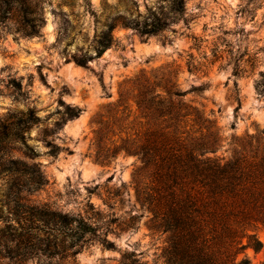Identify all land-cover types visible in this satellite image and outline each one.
I'll list each match as a JSON object with an SVG mask.
<instances>
[{
	"label": "rangeland",
	"instance_id": "obj_1",
	"mask_svg": "<svg viewBox=\"0 0 264 264\" xmlns=\"http://www.w3.org/2000/svg\"><path fill=\"white\" fill-rule=\"evenodd\" d=\"M160 5L0 0V118L31 110L39 119L27 149L12 141L0 155V264H56L34 251L58 234L37 227L36 208L82 215L113 244L92 242L64 264H165L166 236L137 194L141 162L125 151L147 126L136 80L168 79L185 92V104L215 121L217 156L250 137L264 156V0H185L184 20L159 36L118 22ZM109 24L114 44L96 58ZM67 106L79 116L69 119ZM14 167L22 171H6ZM253 233L261 249L246 246L239 259L263 264L264 227Z\"/></svg>",
	"mask_w": 264,
	"mask_h": 264
},
{
	"label": "trees",
	"instance_id": "obj_2",
	"mask_svg": "<svg viewBox=\"0 0 264 264\" xmlns=\"http://www.w3.org/2000/svg\"><path fill=\"white\" fill-rule=\"evenodd\" d=\"M158 2L159 7L145 6L144 14L138 10L134 17L120 18L119 24L150 37L184 20L185 0ZM116 25H106L96 36V58L113 46ZM77 63L86 66L87 60ZM135 90V102L147 126L125 151L141 162L136 171L141 175L137 194L151 214L153 229L166 236L165 264H249L239 256L246 246L261 249L253 231L264 227V156L253 137L239 142L240 150L230 144V157L217 156L215 121L185 104V92L163 78L158 82L136 80ZM66 108L69 119L79 116V108ZM38 120L31 110L0 118V155L12 141L27 149L25 135ZM3 161L0 157V168L6 167ZM6 171L22 170L14 167ZM32 217L37 227L58 231L50 235L52 239L38 240L40 245L34 248L39 256L55 259L56 264H64L92 242L113 247L105 235L100 236L97 225L82 215L36 208Z\"/></svg>",
	"mask_w": 264,
	"mask_h": 264
}]
</instances>
